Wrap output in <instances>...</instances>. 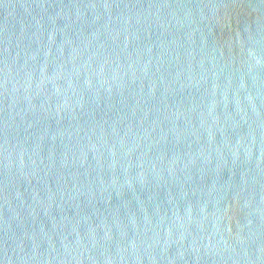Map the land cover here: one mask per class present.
I'll use <instances>...</instances> for the list:
<instances>
[{
	"label": "water",
	"instance_id": "water-1",
	"mask_svg": "<svg viewBox=\"0 0 264 264\" xmlns=\"http://www.w3.org/2000/svg\"><path fill=\"white\" fill-rule=\"evenodd\" d=\"M0 264H264V0H0Z\"/></svg>",
	"mask_w": 264,
	"mask_h": 264
}]
</instances>
